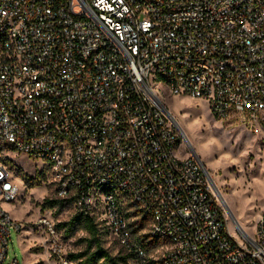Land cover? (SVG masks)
Masks as SVG:
<instances>
[{
    "label": "built area",
    "instance_id": "built-area-1",
    "mask_svg": "<svg viewBox=\"0 0 264 264\" xmlns=\"http://www.w3.org/2000/svg\"><path fill=\"white\" fill-rule=\"evenodd\" d=\"M154 82L264 128V0H0V143L44 160L58 196L104 224L131 264H264V209L255 232L231 233ZM19 192L0 165V197ZM144 217L147 240L133 228ZM37 223L75 264L51 216ZM13 226L0 203V264H22L8 261Z\"/></svg>",
    "mask_w": 264,
    "mask_h": 264
},
{
    "label": "rangeland",
    "instance_id": "rangeland-1",
    "mask_svg": "<svg viewBox=\"0 0 264 264\" xmlns=\"http://www.w3.org/2000/svg\"><path fill=\"white\" fill-rule=\"evenodd\" d=\"M165 107L174 116L182 132L209 170L221 192V201L227 211L231 233L241 240L239 229L253 233L256 221L264 209V128L249 115L236 114L232 118H218L204 99L186 94H174L168 87L154 82ZM181 145L179 156L189 153ZM0 165L10 169L11 180L19 185L20 192L13 201L0 197L2 207L20 224L13 226L9 238L8 261L17 258L22 264H62L52 254L46 237L38 225L40 215H49L58 225L67 222L79 212L70 202L50 205L47 199H60L53 176L45 168V161L18 153L10 145L0 143ZM96 222H100L96 220ZM101 228L102 245L114 256L127 255L104 224ZM148 222L140 228L135 222L136 236L149 238ZM68 254L80 253L87 248L91 236L83 222L71 233L59 229ZM160 248V247H159ZM154 256L160 254L154 249ZM83 259H74L80 264ZM127 264H131L128 258Z\"/></svg>",
    "mask_w": 264,
    "mask_h": 264
},
{
    "label": "trees",
    "instance_id": "trees-1",
    "mask_svg": "<svg viewBox=\"0 0 264 264\" xmlns=\"http://www.w3.org/2000/svg\"><path fill=\"white\" fill-rule=\"evenodd\" d=\"M70 202V200L60 198V199H47L45 203L50 205L63 204L65 202ZM83 222L85 228L88 230L91 239L88 241L87 248L80 253L69 254L71 259H83L80 264H127L129 255H118L114 256L107 248L102 245L101 240V228L99 223L93 217L83 215L82 213H76L73 218L67 222L59 223L58 229L65 227L66 233H71L77 224ZM147 224V218L144 217L139 220V227L143 228ZM134 232H136L134 228ZM147 235V234H145ZM148 236V235H147ZM138 240L144 244V241L138 237Z\"/></svg>",
    "mask_w": 264,
    "mask_h": 264
},
{
    "label": "bare ground",
    "instance_id": "bare-ground-1",
    "mask_svg": "<svg viewBox=\"0 0 264 264\" xmlns=\"http://www.w3.org/2000/svg\"><path fill=\"white\" fill-rule=\"evenodd\" d=\"M217 187H218V185H217Z\"/></svg>",
    "mask_w": 264,
    "mask_h": 264
}]
</instances>
